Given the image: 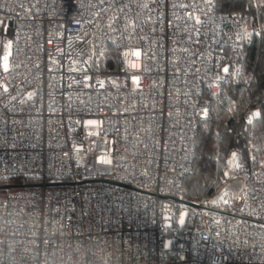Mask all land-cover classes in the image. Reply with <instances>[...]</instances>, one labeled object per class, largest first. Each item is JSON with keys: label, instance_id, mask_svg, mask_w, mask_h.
I'll list each match as a JSON object with an SVG mask.
<instances>
[{"label": "built area", "instance_id": "built-area-1", "mask_svg": "<svg viewBox=\"0 0 264 264\" xmlns=\"http://www.w3.org/2000/svg\"><path fill=\"white\" fill-rule=\"evenodd\" d=\"M0 21V264H264V166L216 153L184 195L198 121L241 81V12L0 0Z\"/></svg>", "mask_w": 264, "mask_h": 264}, {"label": "trees", "instance_id": "trees-1", "mask_svg": "<svg viewBox=\"0 0 264 264\" xmlns=\"http://www.w3.org/2000/svg\"><path fill=\"white\" fill-rule=\"evenodd\" d=\"M212 2L217 11L241 12L248 33L240 83L223 86L220 102L211 103L198 121L193 173L184 182V195L189 199L203 195L220 173L213 160L216 153L225 156L230 149L239 148L245 164L264 166V0ZM7 23L6 33L11 32ZM246 108L254 111L249 126L242 119ZM11 182L17 185L20 180L13 178Z\"/></svg>", "mask_w": 264, "mask_h": 264}, {"label": "rangeland", "instance_id": "rangeland-1", "mask_svg": "<svg viewBox=\"0 0 264 264\" xmlns=\"http://www.w3.org/2000/svg\"><path fill=\"white\" fill-rule=\"evenodd\" d=\"M7 24L8 23L6 21H0V72H2L7 65V56H8V51H9V39H10V35H11V32L6 33ZM245 30H246V28H245ZM247 33H248V31L246 30V37H247ZM242 68H243V65H242ZM234 109L236 110V108H234ZM252 123H253V121H252ZM251 124H249V125H251ZM249 125H245V126H249ZM239 154H240L239 157L242 158L241 157L242 153H241L240 149H239ZM101 162H102V159H100V157H98L96 160V163H101Z\"/></svg>", "mask_w": 264, "mask_h": 264}, {"label": "water", "instance_id": "water-1", "mask_svg": "<svg viewBox=\"0 0 264 264\" xmlns=\"http://www.w3.org/2000/svg\"><path fill=\"white\" fill-rule=\"evenodd\" d=\"M107 183L115 184L114 182H111V181H107ZM49 185L52 186L53 184H49ZM29 186H35V185H29ZM13 187H16V186H14V185H2V186H0V190L13 188Z\"/></svg>", "mask_w": 264, "mask_h": 264}]
</instances>
